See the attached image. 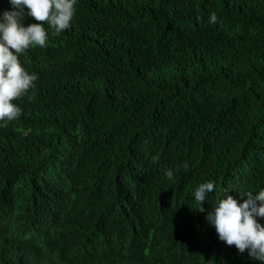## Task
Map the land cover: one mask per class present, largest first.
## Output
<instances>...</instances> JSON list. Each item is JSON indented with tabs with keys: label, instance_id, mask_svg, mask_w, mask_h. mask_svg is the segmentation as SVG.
Listing matches in <instances>:
<instances>
[{
	"label": "trees",
	"instance_id": "16d2710c",
	"mask_svg": "<svg viewBox=\"0 0 264 264\" xmlns=\"http://www.w3.org/2000/svg\"><path fill=\"white\" fill-rule=\"evenodd\" d=\"M45 28L0 121V264H261L206 216L264 190V0H76Z\"/></svg>",
	"mask_w": 264,
	"mask_h": 264
},
{
	"label": "clouds",
	"instance_id": "9594fccd",
	"mask_svg": "<svg viewBox=\"0 0 264 264\" xmlns=\"http://www.w3.org/2000/svg\"><path fill=\"white\" fill-rule=\"evenodd\" d=\"M13 5L10 11H4L0 16V121L16 120L21 114V108L14 103L20 100L34 87L38 79L36 73H29L22 65L19 55L30 47L47 46V24L54 33L59 35L68 29L75 14L76 0H9ZM33 17L38 23L24 24V14ZM217 15L211 13L209 23L215 24ZM28 129L23 132L27 136ZM158 156L153 158L155 163ZM187 168V164L184 165ZM169 180L173 178L171 169L165 172ZM213 181L201 183L195 190L194 197L200 212L204 211L203 202L206 194L213 192ZM246 197L243 202L233 195L227 194L219 199L214 209L206 219L214 225L218 237L228 246H235L239 252L248 251L250 257L264 264V225L257 217H264V190L256 195L253 191L240 193ZM259 202V203H257Z\"/></svg>",
	"mask_w": 264,
	"mask_h": 264
}]
</instances>
